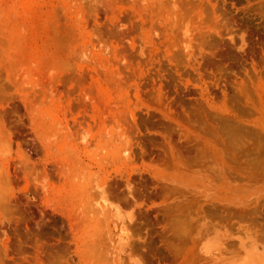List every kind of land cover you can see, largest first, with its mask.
Here are the masks:
<instances>
[{
  "label": "rangeland",
  "instance_id": "obj_1",
  "mask_svg": "<svg viewBox=\"0 0 264 264\" xmlns=\"http://www.w3.org/2000/svg\"><path fill=\"white\" fill-rule=\"evenodd\" d=\"M264 0H0V264H257Z\"/></svg>",
  "mask_w": 264,
  "mask_h": 264
},
{
  "label": "bare ground",
  "instance_id": "obj_2",
  "mask_svg": "<svg viewBox=\"0 0 264 264\" xmlns=\"http://www.w3.org/2000/svg\"><path fill=\"white\" fill-rule=\"evenodd\" d=\"M251 260L255 259L257 264H264V254L255 248H251L248 252Z\"/></svg>",
  "mask_w": 264,
  "mask_h": 264
}]
</instances>
